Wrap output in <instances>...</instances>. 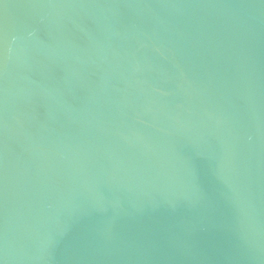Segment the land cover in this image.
<instances>
[{
  "label": "water",
  "instance_id": "obj_1",
  "mask_svg": "<svg viewBox=\"0 0 264 264\" xmlns=\"http://www.w3.org/2000/svg\"><path fill=\"white\" fill-rule=\"evenodd\" d=\"M0 264H264V0H0Z\"/></svg>",
  "mask_w": 264,
  "mask_h": 264
}]
</instances>
